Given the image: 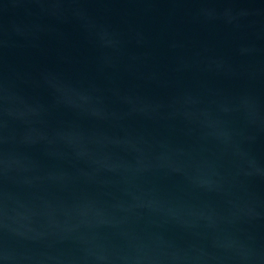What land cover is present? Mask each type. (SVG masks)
Segmentation results:
<instances>
[{
  "label": "water",
  "instance_id": "95a60500",
  "mask_svg": "<svg viewBox=\"0 0 264 264\" xmlns=\"http://www.w3.org/2000/svg\"><path fill=\"white\" fill-rule=\"evenodd\" d=\"M0 264H264V160L117 0H0Z\"/></svg>",
  "mask_w": 264,
  "mask_h": 264
}]
</instances>
